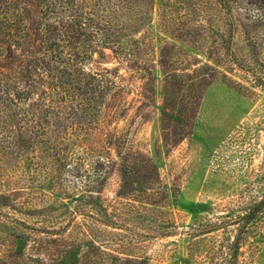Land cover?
Segmentation results:
<instances>
[{
	"label": "rangeland",
	"instance_id": "1",
	"mask_svg": "<svg viewBox=\"0 0 264 264\" xmlns=\"http://www.w3.org/2000/svg\"><path fill=\"white\" fill-rule=\"evenodd\" d=\"M218 1L154 0L138 67L110 48L93 54L87 71L109 73L115 88L79 153L91 166L101 152L109 158L101 198L117 228L78 217L77 171L58 181L55 225L96 226L105 248L145 264H264V48L227 27ZM116 150L158 169L157 184L132 203L118 197ZM160 227L176 236L160 239Z\"/></svg>",
	"mask_w": 264,
	"mask_h": 264
},
{
	"label": "trees",
	"instance_id": "2",
	"mask_svg": "<svg viewBox=\"0 0 264 264\" xmlns=\"http://www.w3.org/2000/svg\"><path fill=\"white\" fill-rule=\"evenodd\" d=\"M217 3L227 27L242 30L248 48L262 50L264 0ZM153 5L154 0H0V188L15 186L0 190V264L148 263L105 248L96 226L78 221L76 231L55 225L52 215L60 205L51 199L58 198V181L77 171L78 217L117 228L101 198L109 158L101 152L91 166L87 152L79 153L80 139L99 125L115 81L86 66L99 48H110L138 67V36L152 24ZM263 76L256 79L264 84ZM116 152L118 197L132 203L131 197L157 184L158 169L151 159ZM25 158L31 160L29 174ZM34 177L40 178L37 185L24 187ZM131 203L124 206L136 209ZM164 229L160 239L176 236Z\"/></svg>",
	"mask_w": 264,
	"mask_h": 264
}]
</instances>
